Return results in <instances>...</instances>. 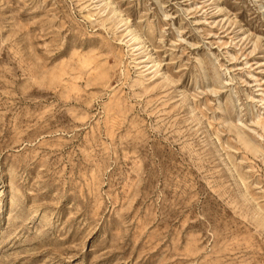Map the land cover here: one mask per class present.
<instances>
[{
    "label": "rangeland",
    "instance_id": "1",
    "mask_svg": "<svg viewBox=\"0 0 264 264\" xmlns=\"http://www.w3.org/2000/svg\"><path fill=\"white\" fill-rule=\"evenodd\" d=\"M0 264H264V0H0Z\"/></svg>",
    "mask_w": 264,
    "mask_h": 264
}]
</instances>
